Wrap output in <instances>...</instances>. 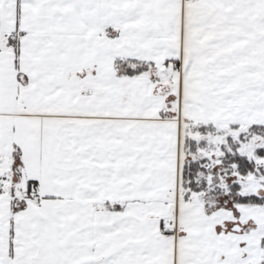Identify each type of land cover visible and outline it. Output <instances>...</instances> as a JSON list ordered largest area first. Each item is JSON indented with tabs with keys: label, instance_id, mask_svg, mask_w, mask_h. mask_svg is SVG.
Wrapping results in <instances>:
<instances>
[{
	"label": "snow or ice",
	"instance_id": "snow-or-ice-1",
	"mask_svg": "<svg viewBox=\"0 0 264 264\" xmlns=\"http://www.w3.org/2000/svg\"><path fill=\"white\" fill-rule=\"evenodd\" d=\"M0 264H264V0H0Z\"/></svg>",
	"mask_w": 264,
	"mask_h": 264
}]
</instances>
